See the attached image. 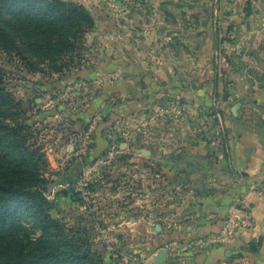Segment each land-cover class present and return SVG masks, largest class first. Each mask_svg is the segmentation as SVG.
<instances>
[{"label":"rangeland","instance_id":"374dc122","mask_svg":"<svg viewBox=\"0 0 264 264\" xmlns=\"http://www.w3.org/2000/svg\"><path fill=\"white\" fill-rule=\"evenodd\" d=\"M58 1L83 7L93 25L65 44L28 48L21 35L23 55L0 50V86L14 104L7 118L28 126L27 142L43 156L50 216L97 264H158L160 249L168 264H184L233 245L252 225L241 201L214 234L159 242L129 200L151 185L153 197L186 200L189 167L217 164L229 122L252 114L264 0ZM247 186L264 189V176ZM262 242L233 245L217 264H264Z\"/></svg>","mask_w":264,"mask_h":264},{"label":"trees","instance_id":"16d2710c","mask_svg":"<svg viewBox=\"0 0 264 264\" xmlns=\"http://www.w3.org/2000/svg\"><path fill=\"white\" fill-rule=\"evenodd\" d=\"M92 25L91 16L78 5L58 0H0L3 52L23 55L21 35L30 40L28 48H42L52 40L65 44L77 39ZM13 105L0 86V264H97L96 252L65 234L48 213L43 194L46 180L39 169L43 156L27 142L28 126L9 122ZM28 228L38 233L30 236Z\"/></svg>","mask_w":264,"mask_h":264},{"label":"crops","instance_id":"0c3cea01","mask_svg":"<svg viewBox=\"0 0 264 264\" xmlns=\"http://www.w3.org/2000/svg\"><path fill=\"white\" fill-rule=\"evenodd\" d=\"M257 9L255 13L259 16V26L264 27V11ZM258 46V54L253 58L254 68L249 72L251 77L260 78L251 89L249 105L252 114L238 116L229 122L228 145L218 155L217 164L189 167L190 180L185 183L192 190L186 200L177 193L170 197H153L152 185L145 188L146 193L140 198L132 196L129 200L133 204L138 201L141 205L142 209L132 213V216L134 220L144 222L142 230L151 239L168 242L214 234L224 228L225 216L241 201L243 204L239 205L247 209L252 225L241 233L233 245L239 246L257 237L263 239L264 246V189L247 186L251 182H260L264 176V40ZM204 156L205 161L211 157L207 152ZM233 245L229 242L211 247L200 254L198 260L185 261L184 264H217L222 259L221 255L232 252ZM160 251L154 254V261ZM166 252L165 264H168L170 252Z\"/></svg>","mask_w":264,"mask_h":264},{"label":"water","instance_id":"95a60500","mask_svg":"<svg viewBox=\"0 0 264 264\" xmlns=\"http://www.w3.org/2000/svg\"><path fill=\"white\" fill-rule=\"evenodd\" d=\"M124 145V143H121L120 144V146L122 147ZM166 250L165 249H162L160 252H159V255H158V257H157V261H156V263H158V264H160V263H163L164 262V260H165V258H166ZM227 254H229L228 252H227Z\"/></svg>","mask_w":264,"mask_h":264},{"label":"built area","instance_id":"2783aa9c","mask_svg":"<svg viewBox=\"0 0 264 264\" xmlns=\"http://www.w3.org/2000/svg\"><path fill=\"white\" fill-rule=\"evenodd\" d=\"M217 237V236H216ZM211 241H216V238L215 237H213L212 239H211Z\"/></svg>","mask_w":264,"mask_h":264}]
</instances>
